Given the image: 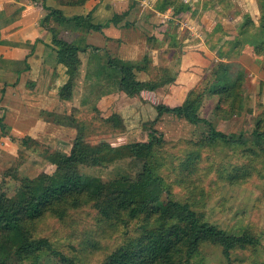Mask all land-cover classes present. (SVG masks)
<instances>
[{"label":"rangeland","instance_id":"1","mask_svg":"<svg viewBox=\"0 0 264 264\" xmlns=\"http://www.w3.org/2000/svg\"><path fill=\"white\" fill-rule=\"evenodd\" d=\"M102 1L95 9L98 14L92 19L93 23L102 25L116 12L115 6L116 10L122 13L127 9L128 4L138 5L136 10H131V12H136L133 14L129 12L118 25L121 26L125 21L129 23L120 29L121 39L107 36L102 29L86 30V28H76L72 23L58 26L60 35L69 31L65 28L73 29L75 42L105 46L119 61H137L148 54L151 58L150 69L146 73L137 72V77L140 80L153 78L159 82L175 73L177 77L178 62L184 48L182 43L186 37L189 39L191 37L190 29L183 21L184 19L177 16L162 20L163 17H158L154 24L150 14L146 12L148 11L145 8L147 0H110L111 5L107 0ZM93 3L95 0L89 2L88 9L92 7ZM187 12H193V9L190 8ZM241 18L240 20L243 21L245 15ZM176 19L181 21L178 22ZM136 20L138 23L134 24ZM51 22L52 25L55 23ZM168 34L178 35V38L174 36L176 43L173 48L168 45ZM233 34L232 44H230L231 42L222 43L215 51V54L217 53L220 58H229V62L239 64L243 71L240 73L239 79L240 98L232 110L217 113L218 98L208 90L211 86L210 80L204 82L203 86L200 82L218 65L219 61L227 62L225 60L206 63L202 74H199L196 79L190 78L191 76L185 77L182 81L175 78L172 83L161 84L153 91H142L135 99L127 100L125 97L117 95L118 92L109 91L107 86H105L106 94L100 98L83 93V87L86 85L85 70L87 71L90 67L87 53H84L80 55L81 61L72 88V99L68 100V104L60 103L53 112L41 113L44 120L56 123H53L54 127L51 128L53 132L56 131L55 134H48L52 141L48 145L54 148L53 145L65 143L66 152L70 150L71 144L79 132H82L85 135V140L92 144L108 141L113 145H122L127 142L147 140L150 128L153 127L164 142L161 154H157L162 156L154 165L155 170L163 174H173L175 158L193 150V146L186 144V141L195 142L203 139L207 134L208 125L205 121L191 123L169 113L157 117L155 105L173 106L182 103L188 97L190 90L201 85L202 92L198 95L199 99L195 104L198 115L209 121L215 129L232 133L235 138L240 137L242 143L230 144L226 141L205 143L201 141L199 154L197 153L198 156H201L198 164L201 167L200 172L206 174L207 178L204 184H206L207 191L202 193V196L188 197L189 195L181 192L180 188L173 186V196L181 200L184 198L191 200L192 207L205 221L215 223L228 230L256 233L261 244L255 247L234 249L231 262L228 263L224 259L220 247L210 239L201 241L198 250L189 257L185 254V242H178L170 251L169 258L157 264H264V142L257 143L252 134L257 114H264V57L261 60L251 58V62H257L253 68L252 65H249V61H245L246 63L244 60L239 61L238 55L243 52V49L236 44L238 41L241 44L242 40L241 36L237 34V30ZM216 35L222 36L217 27L213 37L206 35L208 43L209 41L211 45L219 43V38H215ZM124 39L134 45L132 50L129 43L124 49L121 48L120 43L124 42ZM165 50L167 52H164ZM59 71L60 74L63 72L66 77L63 85L68 78L66 67L64 66ZM178 81L181 83L180 89ZM30 83L27 82V86ZM174 85L177 88H174ZM26 93L29 97L26 98L25 103L32 105V99L36 95L27 90ZM72 107L79 111H91L94 107H98L103 116L117 112L122 117L125 130L119 133L114 132L107 126L87 119L86 121L80 120L78 126L76 125L78 128L71 126L73 130L63 128V126H67L65 123L69 122L67 116ZM34 113H31L29 118ZM2 115L4 116V111L0 107V117ZM78 119L81 118L78 117ZM154 119L155 122L151 123ZM26 123L27 130H29L33 121L27 120ZM56 125H58L57 129ZM12 142V144L0 143V151L3 150V155L0 156V192L3 190L12 192L19 183L18 179L6 175L9 169L15 167L14 163L17 167L12 171L18 178L34 177L40 171L51 173L55 168L54 164L40 157L37 152L21 146L18 139ZM36 149L42 151L38 147ZM209 163L211 171L208 170ZM142 164V159L127 157L117 159L104 167L80 166L79 172L84 175L98 176L103 181H112L121 177H135ZM231 169L243 170L242 178L239 181H220L217 178L216 173ZM119 219L111 221L108 224V229L102 231L104 224L98 222L90 207V202H86L85 206L64 213L60 219L50 217L39 220L34 223L33 228H36L35 235L46 236L52 248L72 259L74 264H101L113 248L127 245L137 246L141 240L147 239L145 236L150 232L156 233L160 229L168 230L170 227L166 223L145 221L141 217L132 219L126 224H120ZM57 259L58 256L43 250L19 260L16 259L15 263L60 264Z\"/></svg>","mask_w":264,"mask_h":264},{"label":"trees","instance_id":"2","mask_svg":"<svg viewBox=\"0 0 264 264\" xmlns=\"http://www.w3.org/2000/svg\"><path fill=\"white\" fill-rule=\"evenodd\" d=\"M41 3L47 10L40 23L51 34V43L56 51L58 63L66 67L68 78L59 88V97L65 100L72 99V88L80 65V55L87 53L89 69L84 74L86 85L83 93L91 97L100 98L106 90L118 92L117 95L125 99H135L142 91H153L159 85L172 83L176 73L166 79L156 82L155 79L140 80L137 72H148L151 58L146 54L141 60L119 61L105 46H98L86 42L73 40L74 30H69L60 35L58 26L72 23L76 28L86 30H100L110 24L118 26L123 17L129 14L134 7L130 4L122 13L114 12L104 24L93 23V11L102 0H95L85 14L64 15L54 7L45 4V0H33ZM61 5H83L90 0H55ZM171 7L174 14L190 9V5L182 0H158L156 8L163 10ZM55 22L52 25V22ZM138 21H134V24ZM129 25L124 22L121 26ZM257 28L260 40L251 44L247 52L261 60L264 57V11L257 18L246 14L238 27L237 34H243ZM169 47H174L176 40L173 34H168ZM240 42L236 46L240 47ZM164 52H167L166 50ZM261 62V61H260ZM263 63V62H261ZM211 72L201 79V83L209 82V92L218 98L217 113L226 112L236 107L240 98V73H243L239 64L232 61H219ZM233 68V69H232ZM89 71V72H88ZM234 78V79H233ZM232 81V82H231ZM88 82V83H87ZM88 84V85H87ZM30 85V84H28ZM107 86V89H105ZM31 87V86H30ZM85 88V89H84ZM201 85L189 91V95L182 103L176 105H155L157 117L164 113L173 114L184 118L188 122L197 123L205 121L208 125L207 134L203 139L191 144L193 150L175 158L173 174L156 172L155 164L158 162L163 147V139L157 135L156 129L150 128L149 138L144 141L127 142L113 145L108 141H99L95 144L85 140V135L79 132L74 138L68 152L52 148L46 143L24 135L17 138L21 146L31 149L55 165L51 173L40 171L34 177L18 178L15 167L9 169L6 175L18 179L17 187L12 191L0 192V264H17L16 259L33 255L46 250L58 256L60 264H74L73 260L52 248L49 239L44 235H35L34 223L45 218L60 219L64 213L85 206L90 202V207L98 222L104 224L102 231L108 229L111 221L118 218L120 224H126L132 219L142 218L145 221L166 223L168 230L160 229L156 233L150 232L137 246L127 245L113 248L101 264H157L169 258L170 251L178 242H185L187 257L192 256L206 239L214 241L221 249L226 261L231 262L232 251L236 248L255 247L261 244L259 236L251 231L228 230L202 219L191 205V200L177 199L173 196V186L180 188L188 197H196L206 192V174L200 172L198 164L200 157V142L226 141L227 143H242L240 137L232 133H225L209 122L202 119L195 104L202 92ZM223 105V106H222ZM80 117L81 119H78ZM4 116L0 117V129L4 130ZM69 122L65 124L78 126L80 120L99 123L107 126L114 132L125 130L122 117L114 112L107 116L101 115L98 107L91 111H79L72 107L68 113ZM155 119L151 123H154ZM77 125V126H76ZM78 128V127H77ZM253 138L259 143L264 142V114H257ZM11 141L17 140L11 137ZM36 147L42 151L37 150ZM127 157L143 160L142 167L135 177H121L112 181H103L98 176L84 175L79 172L80 166L104 167L109 163ZM208 170L211 171L209 163ZM242 169L224 170L216 173L220 181L235 182L242 177ZM211 184V183H210ZM204 185V186H203ZM209 186V185H207ZM96 220V221H97ZM143 238V237H142ZM174 239V242L172 240Z\"/></svg>","mask_w":264,"mask_h":264},{"label":"crops","instance_id":"3","mask_svg":"<svg viewBox=\"0 0 264 264\" xmlns=\"http://www.w3.org/2000/svg\"><path fill=\"white\" fill-rule=\"evenodd\" d=\"M90 1L83 5H61L55 0H45V4L60 9L64 15H73L87 13L90 9H88ZM157 1L147 0L145 3V8L148 10L146 12L150 14L152 18L150 20L154 24L158 17H163L162 20H165L178 16L184 19L183 21L190 29L191 37L184 39L183 53L178 62L176 79L180 81L187 76L196 79L199 74H202L204 65L208 62L229 61V58H220L217 53L215 54L217 47L226 42L232 44L233 33L238 31V26L242 23L241 17L250 14L257 18L261 15V11H264V0H182L190 5L193 12L181 11L174 14L171 7L163 10L157 9ZM107 2L109 5L112 4L110 0ZM128 6L129 4L127 8ZM137 7L136 4L131 10H136ZM116 9L115 6L114 10L120 12ZM134 12L136 11H132L131 14ZM46 13L47 10L38 1L0 0V107L4 111V130H0V143L12 144L11 137L17 139L29 135L43 143L51 144L52 141L48 134H55L56 131L53 132L51 128L56 123L44 120L41 113L53 112L60 103L68 104L69 102L58 96L59 88L66 77L63 72L60 74L59 69H63L64 66L56 59L51 34L40 23ZM97 14L98 11L95 10L93 16ZM216 27L222 36L216 35L215 38H219V43L211 45L210 41L208 43L206 40V35L213 37ZM120 29L121 27L110 24L102 28V31L113 39H121ZM124 40L120 43L122 49L129 43L126 39ZM241 40L240 47L243 52L239 53L238 59L239 61L244 60V63L249 61V65L253 68L257 62H251V58L255 57H252L246 48L250 49L251 44L260 40L258 29L254 28L243 34ZM129 46L132 47L131 50L134 47L132 43H129ZM27 82H31L29 86ZM180 84H178L179 89ZM174 88L177 86L174 85ZM26 90L37 97V99L36 97L32 99V105L25 103L26 98L29 97ZM33 112L35 113L31 116L32 118H29ZM27 120L33 121L29 130H27ZM55 128L57 129L58 125ZM63 128L73 130L70 125L63 126ZM65 146V143L53 145L54 148L63 151H65ZM2 151L1 149L0 156L3 155Z\"/></svg>","mask_w":264,"mask_h":264}]
</instances>
